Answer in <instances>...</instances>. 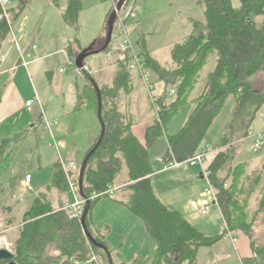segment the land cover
Masks as SVG:
<instances>
[{
    "label": "trees",
    "instance_id": "trees-1",
    "mask_svg": "<svg viewBox=\"0 0 264 264\" xmlns=\"http://www.w3.org/2000/svg\"><path fill=\"white\" fill-rule=\"evenodd\" d=\"M57 2L58 0H55L56 6ZM117 2L118 0H115L114 3ZM237 3L238 5L236 0L198 1L203 9L204 21L193 20L190 35L172 49L171 58L178 67L174 71L164 69L154 60L147 48L146 39L140 37L139 54L144 59L145 69L156 74L159 81L165 82V92L156 102L158 118L147 130L145 145L141 144L132 132L133 118L121 111L122 99L135 89L133 75L128 69L131 59L129 53H117V73L112 85L99 87L102 96L101 119L105 130L98 149L88 161L84 176V195L90 198L93 193H100L110 186H115L122 171L125 168L128 170L129 182L126 189L132 194L127 202L122 204L145 223L149 236L156 242V252L151 264H196L201 248L214 246L225 237L224 233L217 236L206 235L178 211L160 200L152 183V176L158 169L150 151L165 137L168 150L163 157L164 162L181 164L193 158L202 151L204 143L208 142V133L214 121L222 112L228 97L232 95L236 97L237 108L229 125V132L218 146L221 148L227 144L229 135H233L231 131L241 133L245 130V134L248 133L256 114L264 105V96L254 92L250 84L254 76L264 72V0H237ZM82 9V0H68L62 13L65 24L79 28ZM11 25L12 23L9 25L5 19L0 22L1 39L10 34ZM114 35L115 31L113 37ZM73 44L79 49V53L83 51L78 40ZM110 50L111 48H108L104 53L107 54ZM66 52L69 59L68 68L77 69L75 62L78 52L76 53L73 45ZM212 54L216 55V62L208 75L205 89L201 96L190 100L200 72ZM85 76L88 86L78 94L75 110L94 111L98 116V94L89 79L91 75ZM169 88L176 89L173 101L167 98ZM1 101L0 92V104ZM187 104H193L194 109L186 124L178 134L168 136V125ZM152 108L155 112L154 107ZM101 132L102 128L85 158L98 143ZM26 135L27 131H23L11 138L0 140V186H8L10 192H14L20 182L21 176H14L12 162L17 144L23 141ZM226 157V152H220L208 166L211 184L217 191L216 202L229 229L234 231L236 229L233 227L240 228L255 243L254 226L258 214L264 212V193L259 210L254 213L250 222L247 211L250 197L248 195L242 201L241 196L246 193V182L251 184L250 190L261 183L259 171L263 173L264 167L263 170L254 171L248 176L247 164H237L231 167L225 178H221ZM7 172L10 173L9 179L3 183ZM231 178L232 184L226 188V183ZM52 189L69 191L60 162L54 164L53 182L47 186V190ZM102 198L108 196L90 201L86 225L89 234L97 244L103 245L104 249L90 242L81 221L71 219L64 207L55 210L47 198L37 197L23 217V224L14 242L13 260L17 264H80L94 254L101 264H110L109 253L111 258L112 254L107 242L91 228L93 209ZM261 255H264V245L256 247V257L245 261L244 264H259L257 256ZM0 264L7 262L0 261Z\"/></svg>",
    "mask_w": 264,
    "mask_h": 264
},
{
    "label": "rangeland",
    "instance_id": "rangeland-1",
    "mask_svg": "<svg viewBox=\"0 0 264 264\" xmlns=\"http://www.w3.org/2000/svg\"><path fill=\"white\" fill-rule=\"evenodd\" d=\"M58 1L59 8L55 7V0H12L11 4L14 8L19 6L24 8L21 19L15 25L16 37L20 47L26 49L29 47H36L37 49L38 47V52L45 49L52 53L45 61L37 64L39 65L37 72L35 70L33 72L29 68L35 85L32 93L37 92L44 106V114L38 103L34 106L33 112H28L25 105L23 107L19 105L18 119L16 117V119L6 120L2 124L4 128L1 126L3 131H0L4 134L3 136L10 137L13 132L33 129L32 138L29 141H21L17 144L13 170L15 177L24 176V170L30 172L35 178L34 186L37 190L51 182L53 165L57 161L68 162L75 157V160L81 165L80 163L85 159L89 147L90 137H97L101 129L99 118L94 111L75 110L73 108L76 98L71 83L78 79L76 69L71 67L67 70V75L59 72L60 69L69 65V60L63 51L71 45L77 49L76 45L73 44L75 40H78L84 48L99 49L103 46L107 20L114 7V0H82L83 9L79 17V28L65 24L62 12L66 9L68 0ZM132 2L135 4L136 0H132ZM197 2L198 0H138L134 10L138 14V18L136 20L130 19L131 21L128 20L127 22V31L135 50L138 52L139 37L142 33L145 35L147 45L155 59L163 66L171 64V51L177 43L184 41L191 33L192 21L204 19L202 8ZM236 4L238 5L237 0ZM126 12L125 9L122 12V17H125ZM19 36L23 38L22 41ZM122 41V38H117L115 32L112 46L116 48ZM106 60L105 53H102L88 57L86 62L93 71H98L100 67L107 64ZM26 64L28 63H25V66ZM211 66L210 59L207 70ZM45 68L50 74L53 73L52 81L46 76ZM109 77L106 73L101 74L98 80L100 83L105 82V80L107 82ZM78 81L82 82V79L80 78ZM0 82L2 83L0 92L3 93L7 79H1ZM19 84L24 85L23 83ZM160 87H162L161 84L158 85L156 93ZM255 88L264 93V72L258 75ZM42 96L46 97L45 101ZM231 106L232 104L227 102L225 111L209 132L208 143L211 148L207 155L206 167L213 162L216 156L214 148L227 134L226 128L233 117ZM185 108L183 107L179 111L180 114L170 128V132L181 130L180 128H182L183 122H186L185 118L187 117L188 108ZM262 113H264V106ZM46 119L50 123L55 121L51 132L48 130ZM253 122L251 130L259 132L261 130L260 117H257ZM231 133L233 135H229L227 144L220 150V152L227 153L226 162L220 174L221 178H225L231 167L240 162L238 158L242 155V145L249 135V132L245 134V130L241 133L232 131ZM255 141V137L246 140L248 154L250 157L256 158L255 160L249 158V170H247L249 175L254 171L263 170L264 167V162H262L264 157H260L264 155V147L256 151ZM167 150L168 143L165 139L158 141L151 149L150 156L157 167L163 164L169 165L163 161ZM258 156L259 158H257ZM176 170L188 173L189 177L181 179V175H177L166 179L171 174L170 172ZM259 172L261 183L250 190L251 184L246 182V193L241 196L243 201L249 195L248 208L252 213L259 210L264 193V172ZM201 174L202 169L199 166L191 167L187 162L182 163L179 167L156 174L158 176L156 179L159 186L158 190L164 201L178 200L184 202L186 212H191L192 216H197L201 223H212L219 232L220 227L223 228L220 211L218 206L214 204L213 195L205 192L209 187V181L204 176L202 179ZM7 189L9 190L8 186H0V207L3 206L4 201H7V196L3 195V191L6 192ZM21 194L23 199L30 202L36 193H30L25 189ZM208 205L210 207L209 215L202 217L200 215L201 210ZM127 212L130 213L126 208L115 206L113 202L103 200L94 211V220L107 233L109 247L113 254L116 255L119 251L122 254L124 251L129 253L133 248L138 249L140 252L138 264H146L144 260L145 243L151 241L155 244V242L147 234L143 221L133 214H126ZM107 227L109 229H106ZM254 239L259 246L264 243V212L259 213L256 218ZM228 241L224 243L226 248L229 246ZM0 248H4V246L0 245ZM8 249L14 252V245L9 244ZM258 262L264 264V257L259 258Z\"/></svg>",
    "mask_w": 264,
    "mask_h": 264
},
{
    "label": "crops",
    "instance_id": "crops-1",
    "mask_svg": "<svg viewBox=\"0 0 264 264\" xmlns=\"http://www.w3.org/2000/svg\"><path fill=\"white\" fill-rule=\"evenodd\" d=\"M114 2H115V0H114ZM137 2H138V0H136L134 7H135ZM54 5H55V7L59 8L60 7L59 1L57 2V6H56L55 2H54ZM115 6L116 5L114 3L113 10H114ZM202 11H203V9H202ZM23 12H24V8H22L21 6H19L17 8H14L13 6H11L10 7V13H9L10 23H12L10 34H8V36H6L5 38H2V39H1L2 35H0V81H1V79H7V84L5 85L4 92L2 93V101L0 104V128H1L0 131H3L4 127L2 124L6 120L16 119V117L18 119V107H19V105H21L23 107L24 105L26 106V103L28 101H33L34 103L32 104L31 110H29L26 106V109L28 112H33L34 111L33 108L37 103L39 104V107L41 110L44 109V106H43L41 100L39 99L37 92L35 91L34 94L32 93V89L34 88L35 85H34L33 78L30 75L29 68H31L33 72H34V70L37 72L39 70V65H37V64L45 61L47 58H49L52 55V53H50L49 51H47L45 49L38 52L39 51L38 47H37V49H36V47H35V49H34V47L33 48L29 47L27 49L25 47L24 48L20 47L19 41L17 40V37H16L17 34H16L15 25L18 22V20L21 19ZM137 18H138V14H136V12H134L133 15L129 18V20L130 19L136 20ZM199 21H204V19L203 20L199 19ZM137 28L139 29V27H137ZM140 32H142V31H140ZM140 37H143L146 39L145 35L142 33H141ZM140 37H139V39H140ZM19 39L22 41L23 38L21 36H19ZM146 44H147V42H146ZM138 46H139V42H138ZM80 47L83 50L88 49V48H84L82 45H80ZM147 48L151 53V57L154 60H156L154 55L152 54L150 48L148 47V45H147ZM77 50H79V49H75L76 53L78 52V54H80L79 51H77ZM139 50L140 49L138 48V53H139ZM63 54L67 56L66 50L63 51ZM105 55H106V53H105ZM106 57H107V55H106ZM67 59H68V56H67ZM117 59H118L117 54H115L111 58L107 57V60H106L107 64L103 67H100V69L98 71H93L88 66V63L86 62L87 59H86L85 65L88 67L89 71L87 73H83V74H79L76 71L78 79L71 83V87L74 88L73 90L75 91L74 93H75V98H76V101H75L73 108H75V106H76V103L78 100V94L82 93L84 91V89L88 86L87 79H86L87 77L85 76L86 74L91 75V77L93 79H95V81L99 87L112 85L114 78H115V75L117 73V64H116ZM210 59H211L212 66H211V68H209V70H207ZM215 62H216V55H214V54L210 55L208 58L206 66L200 72L198 82L196 83L193 91L190 94V97H189L190 100L196 99L202 95V93L205 89V86H206L208 75L213 70ZM25 63H28V64H26V66H25ZM160 65L168 71H174V70L178 69V67L173 63L172 59H171V64H169L168 66H163L162 64H160ZM65 68L68 70L70 69V68H68V65ZM65 68H63V69H65ZM44 70L47 71V68H45ZM61 70L62 69H60V71ZM105 73L107 74V76H110L108 78L109 81L106 82V80H105V82L100 83L98 79H100L101 74H105ZM45 74L50 79V81L53 80V73L50 74V72L47 71V72H45ZM259 74H257L256 76H254L250 80V84H251L252 90L254 92L264 96V93L261 90H258L255 88L256 80H257ZM66 75H67V73H66ZM132 75L134 78L135 89L129 96H126L122 99L121 111L125 112L126 114H128L129 116H131L133 118L134 124L132 126V132L135 135V137L138 139V141L141 144L145 145L147 130L154 124L155 117H154V112H153V108H152V104L150 101L149 94L146 91V89H145V87L141 81V78L139 77L138 74L132 73ZM80 78L82 79V82L78 81ZM152 78H153V81L155 83V91H157V87L159 84L162 85V87L159 88L158 93L154 92V96H156L157 98L161 97L165 92V82L159 81V77L156 74H154L153 72H152ZM172 82H170V83H172ZM19 83H23L24 85H21ZM1 86H2V83L0 82V87ZM170 89H172V88H169V90ZM167 98L169 101H173L175 99V96H171L169 93H167ZM42 99L45 101L46 97L42 96ZM227 102L232 104L231 114H233V117H232L231 121L233 120L234 113H235L236 108H237V101H236V97L232 95V96L228 97L222 112L219 114V116L216 118V120L214 121L213 124H215L217 122V120L220 118V116L225 111ZM263 106H262V108H263ZM184 107H186L185 109L188 108V111L186 114L187 117L185 118L186 122H187L192 110L194 109V105L193 104H187ZM262 108L258 111V113L256 114V117H255V120L257 119V117H260L261 130L259 132H255V131L251 130L252 125L254 123L253 122L250 126L249 131H248L249 134H250V132H253L254 134H259V133L264 132V113H262ZM87 111H89V110H87ZM260 113H261V115L259 116ZM43 114H44V110H43ZM179 114L180 113L178 112L174 116V118L171 120L170 124L168 125V129H167V135L168 136H174L180 132V131L175 132L178 130H173V132H170V128L173 126L175 119L178 118ZM45 117H46V115H45ZM231 121H230V123H231ZM186 122H183V124L181 126L182 128L186 124ZM41 123H43V121H41ZM230 123H229V125H230ZM54 124H55V121L53 123H50L51 127L50 128L48 127L49 132H51L52 126ZM32 127H34V126H32ZM182 128H180V129H182ZM228 128H229V126H227V128H226L227 133L229 132ZM23 131H27V135L23 140V142H27L32 138L31 136L33 133H31V132H33V129L32 130L31 129H24V130H20L17 132H13L12 136H10V137L9 136L5 137V136H3L4 134L0 132V140L6 139V138H11V137L15 136L16 134L23 132ZM210 131H211V129H210ZM173 133H175V134H173ZM97 137H95V138H94V136L90 137V141L88 143L89 147L87 148L88 150L93 146ZM208 137H209V133H208ZM250 138H252V137H250L249 135H248V137L245 138V141L243 142V145H242V153H241L242 155L240 154L241 156L238 158L240 160V162L237 163V164H242V163L247 164L246 174L248 176H249V173L247 170H249V158L252 160L256 159V158L250 157V155L248 154V150L246 147V140H248V139L250 140ZM162 139L167 140L165 137H162L160 140L162 141ZM167 143H168V141H167ZM254 145H255V143H254ZM205 148H208L210 150L211 147H210V144L208 142L204 143V145L202 146V150ZM88 150H87V152H88ZM220 150H221V148L219 146H216L214 148L216 156L220 153ZM258 150H261V149H256V151H258ZM87 152H86V154H87ZM260 157H264V155L260 156ZM257 158H259V156ZM15 159H16V157L14 156V159L12 162L13 166L15 164L14 163ZM72 160L76 161L75 157H73ZM72 160H70V161H72ZM57 162H60V161H57ZM262 162H264V159H262ZM82 163H80L81 164L80 168L82 166ZM165 163H167V162H165ZM169 164H171V163H169ZM163 165H166V164H163ZM163 165H161L159 167H157V165H156L158 170L152 176V183H153L155 192L158 195V197L160 198V200L164 204L171 207L172 209L178 211L188 222H190L198 230L205 233L206 235L217 236V235L223 234L224 233V227L225 226L228 227V224L224 218V215L220 209L219 204L216 201H214V204L218 206L219 211H220L221 220L223 222V225H222L223 228L220 227L219 232H217V230H216L217 228H215L212 223H210V222L201 223V222H199V218L197 216H192L191 212H186L187 209H186L184 202H181L178 200L172 201V202H170V201L167 202V201H164V199H162V194L158 190L159 186H158V184H157L158 182L156 180L158 178V176L156 174L159 172H164V171L170 170V169L163 170L162 169ZM236 165H234V166H236ZM172 168H174V167H172ZM24 172H25V175H31L32 176V181L29 184V186L32 188V191L30 193H36V194L34 195L33 199L30 202L27 201L26 199H23V196L21 193L23 191H25V189H26V187H25L26 184L24 183V179H25L24 176H21L20 182L16 186V190L14 192H10V190H8V189L6 192L3 191V195L7 196V201H4L3 206L0 207V240L3 239L4 243H2L1 245H3L4 247H6L9 244L14 245V242L17 239V237L19 235L20 228L23 224V217H24L25 213L31 208L32 203L35 200V198H37V197L47 198L55 210H61L62 207H64L66 205V202L69 201V199H70V193L69 192H61L57 189L47 190V186L51 185L53 182V177H52L51 182L49 184H47L45 187L37 190L36 187L34 186V182H35L34 176L26 170H24ZM165 173H167V172H165ZM170 173L171 174L166 179H168L170 177L172 178V177L177 176V175H181V177H182L181 179H186L189 177L188 173H185V172L179 171V170L172 171ZM9 175H10L9 172H7L5 174V176L2 180L3 183H5L9 179ZM53 176H54V165H53ZM128 178H129L128 177V170L125 168L116 180L115 186L120 187V190L114 195L115 197L113 196L114 198L113 197L102 198L99 202L96 203V205L93 209V212H92V225H91L92 231L96 235L103 236L105 241L108 244V247H109V243H108L107 233L95 222L94 211L97 208V206L101 203V201L108 200L110 202H113L115 204V206H120L122 208H126L130 212V213L127 212L126 214H133L134 216H136L133 212H131L126 206H124L122 204V203L127 202V200L129 199V197L132 194L129 190L126 189V187L128 186V182H129ZM201 178L202 179L204 178L203 174H201ZM231 184H232V178L227 181L225 187L228 188L231 186ZM248 207H249V205H248ZM209 211H210V207H209L208 213L206 215H202L201 213H200V215L202 217H207L209 215ZM247 211L249 212V222H250L253 218L254 213H252V211L249 210V208H247ZM144 225H145V223H144ZM231 227H233V226L231 225ZM145 228H146V225H145ZM233 228L236 229L234 231H237L239 234V242L237 244H235L232 241V239H230L229 237H227L225 235V237L220 242L215 244L214 246L201 248L199 250V253H198L196 264H241V263L243 264L245 261L254 259L256 257V247H261L264 245V243L261 246H259L256 241L254 243L252 241V239L248 235H246L240 228H236V227H233ZM106 229H109V227H107ZM146 231H147V228H146ZM147 234H148V231H147ZM225 241L229 242L228 243L229 246L227 248L224 245ZM145 244H146V247L144 249V252L146 254H144V260L146 261L145 262L146 264H151L153 257H154V254L156 252V242L154 244L151 241H149V243L146 242ZM109 250L111 251L110 247H109ZM121 250H122V248H121ZM111 254H112V258H113V261L115 262V264H120L122 262H125L126 264H138L139 259H140V252H138V249H134V248L132 250H130L129 253H126L124 251V253L122 254L119 251V252H117L116 255L113 254L112 252H111ZM263 257H264V255L257 256V262H258L259 258H263Z\"/></svg>",
    "mask_w": 264,
    "mask_h": 264
},
{
    "label": "built area",
    "instance_id": "built-area-1",
    "mask_svg": "<svg viewBox=\"0 0 264 264\" xmlns=\"http://www.w3.org/2000/svg\"><path fill=\"white\" fill-rule=\"evenodd\" d=\"M11 3H12L11 0H0V5L2 7V12L0 13V22L5 19L9 23V25L11 23H10V15H9L8 9ZM125 9L127 10V12L125 14V17H122V12ZM134 10H135L134 3L132 2V0H129L125 3L122 11L118 14L115 32L117 33V38H122L123 41L116 48H114L111 44L109 46V49L111 48V50L108 51L106 55L108 58H111L117 53H120V54L129 53L130 54L131 59L128 64V69L131 73L138 74L139 77L141 78V81L146 91L149 94L152 107H154V111H155L154 120H156L158 118L157 110H156L157 97L154 96L155 83L152 78V72L148 69H145L144 59L142 56H140V54L133 47L130 41L128 31H127V22L129 18L133 15ZM67 70L68 69L66 68L62 69L60 73L64 75L66 74ZM76 71L79 74H83V73H87L89 69L86 65H84L82 69L77 68ZM169 94L171 96H175L176 89L175 88L170 89ZM33 103H34L33 101H28L26 103V106L29 110H31ZM47 127L49 128L51 127L48 121H47ZM249 136L255 137L256 141H255L254 146L256 149H261L264 147V132L259 133V134H254L253 132H250ZM208 152H209L208 148L203 149L202 151L197 153L193 158L188 160L187 163H189L191 167L199 166L202 169L203 176L206 177L209 181V187L205 190V192L211 193V195H213L214 201H216L217 191L214 189L213 185L211 184V180H210L211 172L209 168L205 166ZM61 165L66 175V180H67L68 189H69L68 192L70 193V196H71V199H69V201L66 202V205L64 206L63 209L68 212L71 219H76V220L81 221L84 210L88 202L95 200L99 197H104V196L113 197L120 190V187L118 186H110L105 191H102L100 193H93L90 198H83L80 194V165H78V163L74 160L68 161V162H61ZM179 165L180 163H176V162L169 164V165L166 164V165H163L162 169L167 170V169H171L172 167L179 166ZM31 181H32V176L26 175L24 179V183L26 184L25 186L26 190L29 192L32 191V188L29 186ZM208 210H209V205L206 206L201 211V214L206 215L208 213ZM224 233L227 237L232 239V241L235 244L239 242V234L237 231H232L229 229V227L225 226ZM2 241L3 239L0 241V245L3 243ZM6 247L8 248V245ZM80 264H101V263L99 262L98 257L92 254L87 261L82 262Z\"/></svg>",
    "mask_w": 264,
    "mask_h": 264
},
{
    "label": "water",
    "instance_id": "water-1",
    "mask_svg": "<svg viewBox=\"0 0 264 264\" xmlns=\"http://www.w3.org/2000/svg\"><path fill=\"white\" fill-rule=\"evenodd\" d=\"M129 1V0H118L116 7L114 8V10L112 11V13L110 14L108 21H107V25H106V37H105V42L103 44V46L101 48H97L95 49L94 47H89L88 49L83 50L79 55L78 58L76 59L75 65L78 69H82L85 65V61L88 57L93 56V55H97V54H102L104 53L110 46L111 42H112V38H113V33H114V29H115V25L118 19V14L122 11L125 3ZM90 81L92 82L95 90L97 91L98 94V99H99V110H98V118L99 121L101 122V128H102V132L100 135V139L98 141V143L96 144V146L94 147V149L87 155V157L85 158V160L82 163L81 166V171H80V193L82 195L83 198H86L84 195V176H85V171L87 169L88 166V161L90 159V157L94 154V152L98 149L101 140L103 138L104 135V130H105V126L102 123V119H101V115H102V96H101V92H100V88L98 86V84L96 83V81L90 77L89 78ZM89 210H90V202L87 203L86 209L83 213L82 216V226L84 229V232L86 234V236L88 237V239L90 240V242L92 244H94L95 246L104 249L103 245L97 244V242L94 240V238L89 234L88 229H87V225H86V221H87V217L89 214ZM15 257L14 252H12L11 250L7 249V248H0V261H5L7 262V264H17L13 259ZM109 257H110V264H113L111 255L109 253Z\"/></svg>",
    "mask_w": 264,
    "mask_h": 264
},
{
    "label": "bare ground",
    "instance_id": "bare-ground-1",
    "mask_svg": "<svg viewBox=\"0 0 264 264\" xmlns=\"http://www.w3.org/2000/svg\"><path fill=\"white\" fill-rule=\"evenodd\" d=\"M117 4V3H116ZM116 7V6H115ZM117 24V23H116ZM115 30V29H114ZM114 34V33H113ZM113 39V38H112ZM61 163V162H60ZM81 171V168H80ZM81 194V193H80ZM82 196V195H81ZM87 206V205H86ZM86 209V208H85ZM85 211V210H84ZM82 220V219H81ZM3 242V241H2ZM4 243V242H3ZM6 248V247H5ZM8 249V248H7Z\"/></svg>",
    "mask_w": 264,
    "mask_h": 264
}]
</instances>
